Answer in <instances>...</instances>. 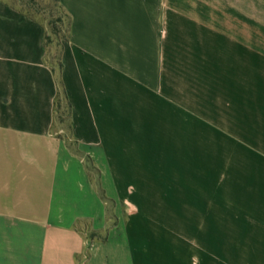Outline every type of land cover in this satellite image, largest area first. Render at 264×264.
Here are the masks:
<instances>
[{
    "label": "crops",
    "instance_id": "obj_1",
    "mask_svg": "<svg viewBox=\"0 0 264 264\" xmlns=\"http://www.w3.org/2000/svg\"><path fill=\"white\" fill-rule=\"evenodd\" d=\"M59 1L75 149L0 0V264H264V0Z\"/></svg>",
    "mask_w": 264,
    "mask_h": 264
},
{
    "label": "rangeland",
    "instance_id": "obj_2",
    "mask_svg": "<svg viewBox=\"0 0 264 264\" xmlns=\"http://www.w3.org/2000/svg\"><path fill=\"white\" fill-rule=\"evenodd\" d=\"M10 5L17 8H27L32 12H37L38 17L42 22L48 25V48L47 59L53 67L58 71L57 57L60 51V44L64 41L63 37L66 35L69 20L63 10L59 7V4L55 0H5ZM60 30V32L56 31ZM62 38V39H61ZM63 40V41H62ZM61 107L56 115L55 129L61 132L66 139L70 142L72 148H76L75 141L70 135L67 116V105L64 100L63 94L60 96ZM89 163V162H88ZM92 171V175L96 178V173Z\"/></svg>",
    "mask_w": 264,
    "mask_h": 264
},
{
    "label": "trees",
    "instance_id": "obj_3",
    "mask_svg": "<svg viewBox=\"0 0 264 264\" xmlns=\"http://www.w3.org/2000/svg\"><path fill=\"white\" fill-rule=\"evenodd\" d=\"M55 1L59 4V7L63 10V12L65 13V15L67 16V18L69 20V24H68V28H67V31H66V35L63 37L64 41H66L70 37L71 18L69 16V14L66 13L65 10L63 9L62 5L60 4V1L59 0H55ZM18 9L22 13H24L27 17H29V18H31L33 20L42 22L41 19L38 17V13L37 12H34V11L32 12V10L27 9V8H18ZM47 27H48V25H47ZM55 30L58 31V32H60V30H57L56 28H55ZM49 39L50 38L48 36V29H47L46 30V33H45V46H46V49L48 48V45H49L48 44V40ZM62 45H63V42L60 44V48L62 47ZM57 64H58V71L56 70L55 67L52 66V71L54 72V74H56V76H57V83H58V93H57L56 101H55L56 115L58 114V112L60 110V107H61L60 96H61V93H62L63 94V97H64V100L66 101V105H67V109H68V112H67V116H68V126H69V130H71V122H70V108H71V105H70V102L68 101L66 91H65V89L63 87L62 80L60 78V73L59 72L62 70V63L59 61V56L57 57ZM91 168H93V166H91ZM90 236H98V238H100L102 240L105 239V236L103 234H99L97 232H92L90 234Z\"/></svg>",
    "mask_w": 264,
    "mask_h": 264
}]
</instances>
